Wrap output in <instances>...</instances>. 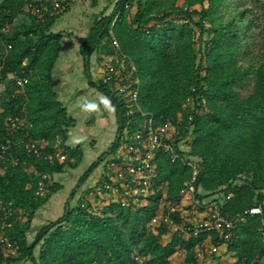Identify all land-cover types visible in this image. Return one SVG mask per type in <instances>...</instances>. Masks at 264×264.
Masks as SVG:
<instances>
[{
  "label": "trees",
  "instance_id": "trees-1",
  "mask_svg": "<svg viewBox=\"0 0 264 264\" xmlns=\"http://www.w3.org/2000/svg\"><path fill=\"white\" fill-rule=\"evenodd\" d=\"M24 1L0 0V21L15 25L10 35L2 36V46L11 49L0 82L25 72L29 134L45 143L52 159L35 156L25 159L27 166H0V203H12L15 211L4 234L20 245L17 256L0 248V264H190L206 236L170 237L148 228L160 200L179 202L184 182L191 177L190 168L166 154L155 159L149 180L152 196L133 213L113 199L108 206L95 200L99 208H92L88 192L105 177V169L94 187L82 195L78 189V199L74 188L62 215L39 226L29 240V227L25 230L20 223L26 213L33 219L47 201L36 196V177L29 169L54 177L76 169L83 152L66 144L72 119L53 89L60 35L47 32L53 18L44 26L36 19L15 24ZM254 1L116 0L112 14L93 23L82 48L88 53L101 46L103 58L110 50L107 34L117 15L113 31L122 51L137 66L144 110L158 121L174 118L188 97L198 91L204 95L206 104L197 108L189 141L197 165V197L204 206L216 200L230 219L264 202V24L254 15ZM13 87L11 81L0 92V144L7 135L6 118L18 112V102L11 97ZM101 87L120 122H125L106 85ZM120 132L121 128L112 150ZM95 166L88 168L81 182ZM192 208L203 217L185 220L180 211L172 215L181 222L209 217L205 208L195 204ZM260 222L256 216L237 226L232 242L225 246L228 262L254 258L261 246ZM261 254L264 259V251Z\"/></svg>",
  "mask_w": 264,
  "mask_h": 264
},
{
  "label": "built area",
  "instance_id": "built-area-1",
  "mask_svg": "<svg viewBox=\"0 0 264 264\" xmlns=\"http://www.w3.org/2000/svg\"><path fill=\"white\" fill-rule=\"evenodd\" d=\"M81 0H25L15 24L19 22L30 23L33 19L43 26L51 18L67 13L70 8ZM7 12L4 11L3 14ZM108 31L107 40L110 50L104 54L100 65V81L108 88V94L119 107L125 122L118 135V144L109 151L106 160L105 177L88 192V199L92 208L98 210L95 200L101 206H108L110 199L118 202L126 211L133 213L144 205L145 199L152 196L150 190V177L153 172L155 159L159 154H166L172 161H180L191 169V177L184 182L182 197H188L192 204L205 208L209 217L195 220V222H181L173 217L179 202L160 200L156 213L148 222V228L157 233L165 231L170 237L175 235L184 238L206 236L197 246L195 257L190 264H204L206 260L214 261L220 250L232 242L234 230L248 218L261 217L258 233L261 237L260 250L254 258H243L236 264H262L264 251V202L245 210L244 214L234 219L226 217L222 212L220 203L216 200L207 205L197 197L196 180L197 165L194 156L189 152L191 140L190 127L194 115L206 104L204 95L198 91L188 97L182 104L181 111L176 117L165 120H156L154 115L144 110L140 101L142 81L135 62L122 51L116 39L113 26ZM14 24L0 21V73L3 70L5 58L11 45L2 46V36L11 34ZM1 81V75H0ZM13 81L11 97L18 102V112L6 118V138L0 144V166H27L28 157L39 156L51 162L52 155L45 152V143L34 139L29 134L31 124L27 116V103L29 94L26 90L29 79L24 71L5 82H0V92ZM7 85V86H6ZM21 151V155L18 153ZM36 177V196L46 199L53 186V177L50 174H41L35 168H30ZM164 197V195H163ZM181 197V198H182ZM12 203H0V248L9 251L13 256L19 255L20 245L11 241L4 234L14 216ZM213 235L218 236L213 238ZM234 264V263H232Z\"/></svg>",
  "mask_w": 264,
  "mask_h": 264
},
{
  "label": "crops",
  "instance_id": "crops-1",
  "mask_svg": "<svg viewBox=\"0 0 264 264\" xmlns=\"http://www.w3.org/2000/svg\"><path fill=\"white\" fill-rule=\"evenodd\" d=\"M115 5L116 0H81L76 2L67 13L53 18L47 28L48 33L60 35L61 39L60 51L52 71V83L58 101L66 110L68 117L72 119L66 144L82 150V163L86 166H91L94 163L97 165L99 159L101 161L105 160L106 163L110 148L120 128V120L115 106L107 93L101 89L100 65L104 50L101 46H98L88 53L82 51L83 44L90 34L93 23L102 17L111 15ZM103 97L110 100V105L106 106L101 102ZM85 101H94L97 107L90 112L82 111L80 105ZM66 171L73 172L72 169H68L54 175V184L59 186L66 180H64L65 174H67ZM102 175L103 173L100 174V177ZM100 177L95 183L83 187L80 194L82 195L88 189L94 187ZM77 180L78 174L69 179V190L71 192ZM70 195L65 198L58 197L56 200H52V196L46 202V205L39 209L40 216L37 217V212L34 220L42 221L46 219L53 221L59 218L67 203L71 200ZM78 196L77 193L75 199ZM38 225L42 226L44 224ZM228 258L229 255L226 254V248L224 247L218 253V257L214 261L207 260V264L234 263V261L228 262Z\"/></svg>",
  "mask_w": 264,
  "mask_h": 264
},
{
  "label": "rangeland",
  "instance_id": "rangeland-1",
  "mask_svg": "<svg viewBox=\"0 0 264 264\" xmlns=\"http://www.w3.org/2000/svg\"><path fill=\"white\" fill-rule=\"evenodd\" d=\"M252 6H253L254 15L256 16V18L259 20V22L261 24H264V0H255L254 3L252 2ZM82 162L76 169H72L73 172L72 171H69V172L66 171L67 174H65L66 176L64 177V180L65 179L66 180L63 183L59 184V186L54 184L55 187L53 188V190L54 189L55 190H54V193L52 194L53 197L51 196L52 200H56L58 197H60V198L61 197L65 198L67 196L69 197V195L71 193V191L69 190V186H70L69 179H72L74 177V175L78 174V180L73 185V187L75 189L79 188V190H82L83 187L89 186L92 183H95V181L100 177V174L103 173L106 169L105 160L98 161L97 162L98 164L94 167L91 174L89 176H87L85 178V180H83L81 182L82 176L88 171V168L90 167V165L86 166ZM66 170H68V169H66ZM56 188H57V190H56ZM79 190L76 193H79ZM51 193H52V191H50L49 196ZM56 194H58V195L56 196ZM48 197H47V201L51 198V197H49V198ZM46 202L43 205H41L40 209L42 208V206L46 205ZM144 205H145V202H144ZM177 211H180L182 213L183 218L185 220H193V219H198V218L203 217V214L200 211L194 210L192 208L191 201L186 196L182 197L181 200H179ZM37 212H38L37 217H39L40 211L38 210ZM35 217H36V215H35ZM35 217H33V219H31V216H29V214L26 213L24 220L20 223V225H22L23 229H25V230H26V228L29 227V229L27 231L28 232L27 235L29 237V240H31L34 237L35 230L38 228L37 226H39L38 224H45V223L50 222L46 219L42 220V221L41 220L35 221L34 220ZM217 257L218 256H216V258ZM262 261L264 263V259H262ZM27 264H30V263H27ZM204 264H207V260L204 262Z\"/></svg>",
  "mask_w": 264,
  "mask_h": 264
},
{
  "label": "clouds",
  "instance_id": "clouds-1",
  "mask_svg": "<svg viewBox=\"0 0 264 264\" xmlns=\"http://www.w3.org/2000/svg\"><path fill=\"white\" fill-rule=\"evenodd\" d=\"M101 102L106 106L110 105V100L107 97L101 98ZM80 107L82 111L90 112L94 110L97 105L94 101H85L80 105Z\"/></svg>",
  "mask_w": 264,
  "mask_h": 264
},
{
  "label": "water",
  "instance_id": "water-1",
  "mask_svg": "<svg viewBox=\"0 0 264 264\" xmlns=\"http://www.w3.org/2000/svg\"><path fill=\"white\" fill-rule=\"evenodd\" d=\"M120 128H121V129L123 128V124H122V122H120Z\"/></svg>",
  "mask_w": 264,
  "mask_h": 264
}]
</instances>
